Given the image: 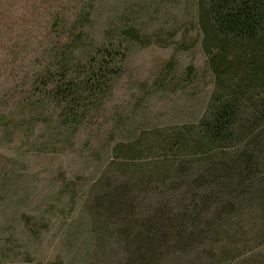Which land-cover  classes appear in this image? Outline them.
<instances>
[{"label": "rangeland", "instance_id": "rangeland-1", "mask_svg": "<svg viewBox=\"0 0 264 264\" xmlns=\"http://www.w3.org/2000/svg\"><path fill=\"white\" fill-rule=\"evenodd\" d=\"M200 14V0H0V264H137L125 233L163 208L177 227L142 264H264L263 167L226 178L254 149L250 110L219 145L168 151L221 96ZM103 44L119 56L103 96L62 115L41 81L75 78ZM125 194L129 211L110 210Z\"/></svg>", "mask_w": 264, "mask_h": 264}, {"label": "trees", "instance_id": "trees-1", "mask_svg": "<svg viewBox=\"0 0 264 264\" xmlns=\"http://www.w3.org/2000/svg\"><path fill=\"white\" fill-rule=\"evenodd\" d=\"M200 6L205 45L207 49H217L212 61L222 87L221 96L213 106L210 118L203 120L198 130V138L193 141L192 131L189 132V137L187 133H182L170 142L168 151L174 152L178 144L181 148L193 145L200 149L219 145L230 138L234 130L237 131L245 106L251 112V123L239 128V137L243 138L246 146L254 149L242 150L238 158L229 163L230 175L226 178L243 176L253 184L262 174L258 168L263 167L264 170V154L258 149L260 144H264V0H200ZM78 41L80 40H75L74 45ZM104 47L106 49L102 48L105 50L98 53L99 58L95 62L91 61L88 70L84 67L79 70L74 68V76L77 75L75 78L66 76L63 73L64 67L59 66L60 72L56 75L49 74L45 77L46 80L41 81L47 87L46 97L62 104L65 110L62 115L78 118L79 111L86 105L95 100L100 101V96L104 94V85L109 81L107 66L116 63L119 57L112 44ZM114 73L115 70L110 72ZM47 82L52 88H48ZM189 139L192 140L191 143ZM218 178L223 179L225 175ZM262 179L259 177L258 187L264 183ZM263 190L264 187H261L257 194L264 192ZM113 197L114 195L110 198L113 202L109 204L110 210L119 211L118 213L129 211L130 204L127 203L126 194L120 198ZM163 209L152 218L154 221L147 222L143 216L134 219V224L142 229L140 233L136 232L134 226L129 227L125 233L128 243L137 246L133 252L137 264L146 261L149 254L157 255L156 246L160 241L158 236H162L159 233L161 228L173 231L177 227L173 223L172 213ZM175 238L180 239L181 236L176 234Z\"/></svg>", "mask_w": 264, "mask_h": 264}]
</instances>
